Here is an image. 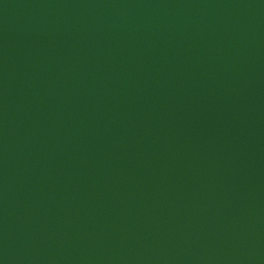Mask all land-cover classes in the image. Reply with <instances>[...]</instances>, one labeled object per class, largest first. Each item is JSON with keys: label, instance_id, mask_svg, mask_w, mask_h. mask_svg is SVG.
<instances>
[{"label": "water", "instance_id": "1", "mask_svg": "<svg viewBox=\"0 0 264 264\" xmlns=\"http://www.w3.org/2000/svg\"><path fill=\"white\" fill-rule=\"evenodd\" d=\"M0 264H264V0H0Z\"/></svg>", "mask_w": 264, "mask_h": 264}]
</instances>
